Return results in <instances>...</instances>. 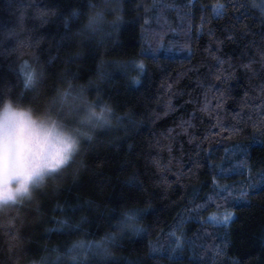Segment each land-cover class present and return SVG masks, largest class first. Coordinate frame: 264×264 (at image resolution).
I'll use <instances>...</instances> for the list:
<instances>
[{
  "label": "trees",
  "instance_id": "1",
  "mask_svg": "<svg viewBox=\"0 0 264 264\" xmlns=\"http://www.w3.org/2000/svg\"><path fill=\"white\" fill-rule=\"evenodd\" d=\"M69 81L111 123L0 212V264H264L256 0H0V84L39 110Z\"/></svg>",
  "mask_w": 264,
  "mask_h": 264
},
{
  "label": "clouds",
  "instance_id": "2",
  "mask_svg": "<svg viewBox=\"0 0 264 264\" xmlns=\"http://www.w3.org/2000/svg\"><path fill=\"white\" fill-rule=\"evenodd\" d=\"M102 23L103 13L94 12L85 26ZM39 83L35 77L27 87ZM109 109L89 98L87 86L71 81L39 110L0 84V212L31 199L50 174L72 161L83 141L111 123Z\"/></svg>",
  "mask_w": 264,
  "mask_h": 264
},
{
  "label": "snow or ice",
  "instance_id": "3",
  "mask_svg": "<svg viewBox=\"0 0 264 264\" xmlns=\"http://www.w3.org/2000/svg\"><path fill=\"white\" fill-rule=\"evenodd\" d=\"M222 7V6H221ZM41 14H43V13H41ZM21 20H23V14H22V16H21ZM65 23H67V19H66V21H65ZM86 28H88V26H85ZM94 27V29H96V28H98L99 26H93ZM11 34V33H10ZM139 67L140 68H143V64L141 63L140 65H139ZM35 78V75L33 74V73H28V75H27V79H26V81H25V83L26 84H28L30 81H32L33 79ZM133 79H136V78H133ZM102 111H103V108H102ZM109 111H112L111 109H109ZM243 195H245V193H243V192H241V196H243ZM136 211H139V210H129L128 212H125L124 213V215H125V217L128 219V220H135L136 219ZM223 219L225 220V221H227L228 219H229V216L228 215H225L224 217H223ZM69 227H74V226H72V225H69ZM108 239H111V240H115V234H111L109 237H108ZM177 243H179V238H177ZM227 243H228V241L227 240H225V244L227 245ZM101 247L106 251V246L105 245H101ZM73 259H76V257H73ZM233 264H239V262L238 261H233Z\"/></svg>",
  "mask_w": 264,
  "mask_h": 264
},
{
  "label": "rangeland",
  "instance_id": "4",
  "mask_svg": "<svg viewBox=\"0 0 264 264\" xmlns=\"http://www.w3.org/2000/svg\"><path fill=\"white\" fill-rule=\"evenodd\" d=\"M256 2H257L258 6L260 7V9L262 10V12H263V14H264V0H256ZM225 215H228V216H229V219H228L227 221H229L230 218L232 217V213L226 211V212H221V213H213V214H211V215L208 217V219H209L210 221H212V222H227V221H225V220L223 219V217H224ZM75 246H77V245H74L73 247H75ZM77 248H79V249H84V247H80V245H78Z\"/></svg>",
  "mask_w": 264,
  "mask_h": 264
}]
</instances>
